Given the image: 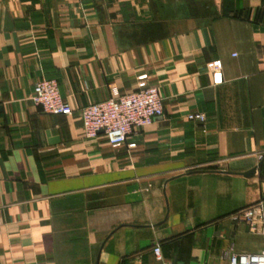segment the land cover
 Wrapping results in <instances>:
<instances>
[{"label": "crops", "instance_id": "1", "mask_svg": "<svg viewBox=\"0 0 264 264\" xmlns=\"http://www.w3.org/2000/svg\"><path fill=\"white\" fill-rule=\"evenodd\" d=\"M43 78L72 114L34 103ZM150 85L163 116L118 147L85 135L81 108ZM261 154L264 0H0V264L259 253L237 215L264 204Z\"/></svg>", "mask_w": 264, "mask_h": 264}, {"label": "built area", "instance_id": "2", "mask_svg": "<svg viewBox=\"0 0 264 264\" xmlns=\"http://www.w3.org/2000/svg\"><path fill=\"white\" fill-rule=\"evenodd\" d=\"M209 68L221 69L222 62L215 60L208 64ZM34 103L42 111L54 115H70L73 113L70 104L62 97L59 82L56 79L43 78L35 84L32 96ZM165 107L159 88L156 85L145 86L137 91L115 94L106 100L88 104L81 108V119L85 135L95 138L100 133L106 135L109 143L115 147L127 143L129 136L135 131L146 128L157 118L164 115ZM190 120L203 123L204 113H191ZM135 142L128 143L129 148L135 147ZM260 159L264 155L259 156ZM244 220L252 230L264 227V204L251 206L237 215ZM155 257L162 259L160 244L153 248ZM230 264H264V249L256 254H236L229 256ZM165 264H181L166 262Z\"/></svg>", "mask_w": 264, "mask_h": 264}, {"label": "water", "instance_id": "3", "mask_svg": "<svg viewBox=\"0 0 264 264\" xmlns=\"http://www.w3.org/2000/svg\"><path fill=\"white\" fill-rule=\"evenodd\" d=\"M261 166V164H259L257 167H254L253 169L247 171V172H244L243 174L247 177H251L253 176L259 169V167Z\"/></svg>", "mask_w": 264, "mask_h": 264}]
</instances>
